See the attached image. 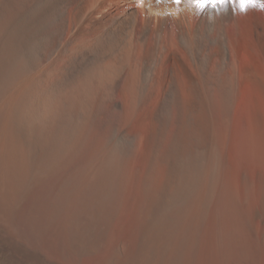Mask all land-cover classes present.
Masks as SVG:
<instances>
[{"label": "bare ground", "instance_id": "6f19581e", "mask_svg": "<svg viewBox=\"0 0 264 264\" xmlns=\"http://www.w3.org/2000/svg\"><path fill=\"white\" fill-rule=\"evenodd\" d=\"M263 60L238 0H0V264H80L121 206L110 264H191L216 200L239 262L222 176L264 168Z\"/></svg>", "mask_w": 264, "mask_h": 264}, {"label": "rangeland", "instance_id": "374dc122", "mask_svg": "<svg viewBox=\"0 0 264 264\" xmlns=\"http://www.w3.org/2000/svg\"><path fill=\"white\" fill-rule=\"evenodd\" d=\"M263 63H264V60H263ZM250 99L253 102L251 95H250ZM256 99H257V104L260 103V104H258V108L262 107V108H259V110H261V109L264 110V103H262L263 106H261L262 105L261 102L263 100L260 97H256ZM254 106L256 107V105H253V108H254ZM253 108H252V110H255V108L254 109ZM263 110H261V111L264 113ZM230 160H231L230 162L232 163L231 166L234 165L235 167L230 166V170L227 173V175L225 177H224V175L222 176V179L224 180V182L226 183V186L228 188V192L230 193L229 196L231 195L230 196L231 204L228 208V211L232 215L233 220H235V219L237 221L242 220L241 222L238 221V223L239 222L243 223L242 228H240V229H243L244 231H247V232L242 233L243 230H241V233L246 237L248 232H250L252 234V235H250V237L251 236L253 237V238H250V237L242 238L243 235L240 234L241 235L240 239L242 238L243 241L240 240L242 242L240 243V245L238 247V253L237 254H241V259L239 262H237V259L234 258V262L232 261V263H234V264H264V260H263L264 255H262V254H264V220H263L264 219V210H263L264 209V199H263L264 198V196H263L264 195V189H263V187H264V173H263L264 170L263 169L264 168L261 169L262 167H258V168L251 169L252 167H250V165H246L245 168L241 169L240 167H238V165L235 163V161H233V158H230ZM232 168H233V170H232ZM256 169H259V170H257V172H256ZM261 170H262V172H261ZM242 174H243V176H242ZM246 175L249 177H247ZM244 180H245V182H244ZM260 180H263V181H260ZM229 181H231L230 182L231 184H228ZM243 182L245 184L250 183V185L249 184L245 185ZM245 186H250V187H245ZM230 187H232V191H231ZM260 187H261V189H260ZM220 190L221 189L219 187L217 192L219 193ZM232 192H233V194H231ZM245 192L248 193L247 197H245L246 196ZM262 192H263V194H262ZM213 204H211L212 207H216V208H215V210H213L214 208L210 207V208H212L213 211L210 209V212H209L210 214L208 215V217L209 216L210 217L209 218L207 217V220L205 221V225H204L205 229L204 228H203L204 230L202 229V232H201V235L199 237L197 245H196V243H195V245H193V246H195L194 249H198V250H194L195 254L193 255V257L194 258L196 257L195 260L192 257V259L196 262H194V261L192 262V260H191V262H192L191 264H194V263H196V264H218V263L223 264V262H222L223 256L221 255V254H224L223 253L224 249H223V244H222L223 243L222 226H221V221L220 222L218 221V219H221V217L223 216L222 215V213H223L222 212L223 211V205L222 204L223 203L218 205V201L216 200L213 202ZM219 206L222 207L221 212H219V210H220ZM241 207H243V209ZM236 208H238L240 210H237ZM224 209H225V207H224ZM118 210H117L118 213L116 212L118 215L117 214L115 215L114 220L109 221L107 223L106 229L104 231V236H102V238H101L102 241L100 240L97 243L88 245L79 254L78 260H79L80 264H110L111 258L114 255H117L114 253L119 250V248H118L119 242L121 241L122 236H123L124 223H125V219L127 217V210L125 208H123V206H121L119 211ZM124 210H125V212H124ZM211 211L213 212V214L211 213ZM217 212L220 213L219 217L216 216ZM236 212L239 214L238 216H236L237 215ZM243 212H245L246 214H243ZM240 213H241V215H240ZM116 216H117V218H116ZM122 216L124 219L121 218ZM235 216H236V218H235ZM238 217H240V218L238 219ZM212 222H214V223H212ZM245 222H247V223H245ZM108 225L110 226V228ZM212 225H214V227L211 230ZM214 228H216L217 231ZM247 228L249 229V231L247 230ZM213 230L217 234H214ZM249 234H248V236H249ZM107 235H108V237H107ZM249 238H250V240H248ZM244 239L245 240L247 239V241H249L248 242L249 245H246L245 247L242 246V243L246 242ZM98 243H99V245H97ZM221 244H222V246H221ZM90 246H94V247H90ZM196 246H197V248H196ZM249 252H250V255H249ZM251 256H252V258L255 257V259L254 260L252 259V261L249 262ZM260 257L262 258L261 260H260ZM108 258H110V259H108ZM256 259L259 260L260 262L259 261L255 262Z\"/></svg>", "mask_w": 264, "mask_h": 264}, {"label": "snow or ice", "instance_id": "6c2138e0", "mask_svg": "<svg viewBox=\"0 0 264 264\" xmlns=\"http://www.w3.org/2000/svg\"><path fill=\"white\" fill-rule=\"evenodd\" d=\"M141 4L143 3V0H140ZM175 3H180L181 0H173ZM195 4L199 8H203L205 6H210L212 8H216L219 6H224L229 3H235L237 0H194ZM240 8L242 11L246 10L249 6H259L261 8H264V3H261L260 0H238Z\"/></svg>", "mask_w": 264, "mask_h": 264}]
</instances>
